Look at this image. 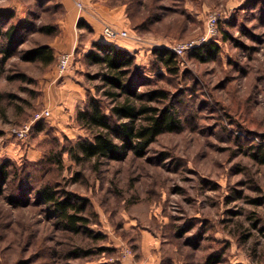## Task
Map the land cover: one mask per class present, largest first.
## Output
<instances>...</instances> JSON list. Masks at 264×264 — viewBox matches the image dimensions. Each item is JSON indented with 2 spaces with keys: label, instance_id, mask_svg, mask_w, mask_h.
Returning a JSON list of instances; mask_svg holds the SVG:
<instances>
[{
  "label": "rangeland",
  "instance_id": "1",
  "mask_svg": "<svg viewBox=\"0 0 264 264\" xmlns=\"http://www.w3.org/2000/svg\"><path fill=\"white\" fill-rule=\"evenodd\" d=\"M71 2L93 14L124 7L144 45L130 52L135 64L174 95L183 128L159 135L144 157L72 158L68 149L86 135L76 111L90 95L105 104L101 67L85 59L94 31L66 23L59 0H0V11L14 13L3 30L21 19L30 27L8 58L0 34V165L10 171L0 185V264H202L208 254L221 255L217 264H264V164L251 156L264 143V0ZM203 40L220 45L216 60L188 50L177 55L178 75L152 71L154 47ZM44 43L55 56L73 53L63 76L55 59H23ZM43 108L51 115L40 130L14 136ZM54 184L88 199L86 231L63 229L40 203L38 189Z\"/></svg>",
  "mask_w": 264,
  "mask_h": 264
},
{
  "label": "trees",
  "instance_id": "2",
  "mask_svg": "<svg viewBox=\"0 0 264 264\" xmlns=\"http://www.w3.org/2000/svg\"><path fill=\"white\" fill-rule=\"evenodd\" d=\"M13 16L11 11H0V34L4 37L1 53L5 58L15 53L30 30L26 19L10 24L3 30V22H8ZM77 27L91 31L90 25L83 19L77 21ZM43 30L54 32L55 28L46 26ZM219 53L220 45L216 41L203 42L191 50L192 56L200 62L214 61ZM152 54V71L164 67L170 75L179 74L177 55L173 51L166 47H154ZM55 57L47 43L36 45L23 54L24 60L43 64L52 63ZM85 59L88 64L101 67L100 96L105 99V104L99 97L90 95L85 106L76 111L75 122L86 135L78 136L68 149L72 158L94 160L98 164L102 160L120 161L129 155L144 157L159 135L182 130L183 120L174 95L155 85L145 71L135 64L130 51L113 43L93 41ZM41 123L38 122L31 130H40ZM252 150L251 156L264 164V143L252 145ZM8 165H0V185L8 181ZM37 198L52 211L63 229L73 233L86 231L89 222L86 214L89 201L86 197L54 184L39 188ZM219 262L220 254H208L202 264Z\"/></svg>",
  "mask_w": 264,
  "mask_h": 264
},
{
  "label": "built area",
  "instance_id": "3",
  "mask_svg": "<svg viewBox=\"0 0 264 264\" xmlns=\"http://www.w3.org/2000/svg\"><path fill=\"white\" fill-rule=\"evenodd\" d=\"M76 5L78 7H82L81 2L79 1L76 2ZM215 26H216V17L212 15L211 17L208 18L207 21V30L210 35H214L216 33ZM102 32L103 35L110 40H116L119 38H133L128 30L115 28L108 23L103 24ZM203 42H207V41L203 40L199 43H195L194 41L179 42L173 45H166L165 47L173 51L176 55H182L186 51L192 50L194 47L198 46ZM72 59H73L72 52L63 51L57 54L55 58V73L59 76H63L70 69L72 64ZM50 115H51V111L48 108H43L35 112L32 115V117L29 119V121L25 122L20 127L13 129L14 136H16L19 139H25L34 125H36L40 121H43L44 119L49 118Z\"/></svg>",
  "mask_w": 264,
  "mask_h": 264
},
{
  "label": "crops",
  "instance_id": "4",
  "mask_svg": "<svg viewBox=\"0 0 264 264\" xmlns=\"http://www.w3.org/2000/svg\"><path fill=\"white\" fill-rule=\"evenodd\" d=\"M59 2L62 3L67 10L66 23H70L71 25L76 26L77 21L79 19H83L84 21H86V23L90 25V27L94 31L92 36L93 41L113 43L116 47L126 49L130 52L138 48L143 49V42L139 41L140 38L137 37V35L135 38L134 35L130 33V35L133 37L132 39H116L118 41L120 40L119 42H116L115 40H110L103 35L102 26L104 23H108L118 29L128 30L126 28L127 22L126 18H124L123 6L116 7L115 9H105V11L100 9V14L97 12L94 13V15L92 12H81L82 10L80 11L79 9L78 11H76L72 5L71 0H59ZM137 65L139 66L138 63Z\"/></svg>",
  "mask_w": 264,
  "mask_h": 264
}]
</instances>
